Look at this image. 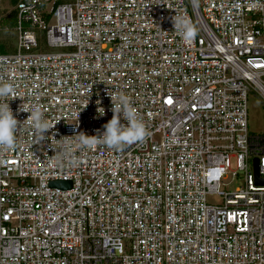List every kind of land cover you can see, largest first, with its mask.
<instances>
[{
	"label": "built area",
	"instance_id": "1",
	"mask_svg": "<svg viewBox=\"0 0 264 264\" xmlns=\"http://www.w3.org/2000/svg\"><path fill=\"white\" fill-rule=\"evenodd\" d=\"M15 14L0 81L18 122L36 104L52 128L36 143L23 125L0 152V264H264V133L247 129L264 0H17ZM120 93L144 139L81 148ZM229 178L242 184L219 190Z\"/></svg>",
	"mask_w": 264,
	"mask_h": 264
},
{
	"label": "clouds",
	"instance_id": "2",
	"mask_svg": "<svg viewBox=\"0 0 264 264\" xmlns=\"http://www.w3.org/2000/svg\"><path fill=\"white\" fill-rule=\"evenodd\" d=\"M171 22L173 29L179 33L185 44L193 39L192 27L182 15L172 16ZM108 96L111 100V118L102 125L103 131L97 130L95 135L89 136L82 132L76 134L77 142L81 148L91 149L93 146L103 145L108 149L119 151L123 146L142 141L146 136V125L134 110L129 98L123 93ZM15 97L12 84L0 81V152L16 148L17 135L23 125H27L29 129L33 130L36 143L42 141L45 137L44 134L52 128L36 104L22 103L19 111L26 112L28 115L22 122H18L8 103ZM97 103L99 104V101ZM97 112L103 115L104 109L98 107Z\"/></svg>",
	"mask_w": 264,
	"mask_h": 264
},
{
	"label": "rangeland",
	"instance_id": "3",
	"mask_svg": "<svg viewBox=\"0 0 264 264\" xmlns=\"http://www.w3.org/2000/svg\"><path fill=\"white\" fill-rule=\"evenodd\" d=\"M15 0H1L0 9H4L6 12L15 11ZM3 35L0 36V39ZM247 129L255 134L264 133V100L254 95H249L247 98ZM234 166L232 162V167ZM242 180L239 179H227L223 181L219 190H233L236 186H240ZM206 200L208 203L216 204L221 201L220 195H207Z\"/></svg>",
	"mask_w": 264,
	"mask_h": 264
},
{
	"label": "trees",
	"instance_id": "4",
	"mask_svg": "<svg viewBox=\"0 0 264 264\" xmlns=\"http://www.w3.org/2000/svg\"><path fill=\"white\" fill-rule=\"evenodd\" d=\"M11 1L14 2L15 0ZM15 23L16 14L14 10L6 12L4 9H0V36L3 35L0 39V53H9L14 51V43L16 39V32L14 31ZM40 46V48H43L41 43Z\"/></svg>",
	"mask_w": 264,
	"mask_h": 264
},
{
	"label": "water",
	"instance_id": "5",
	"mask_svg": "<svg viewBox=\"0 0 264 264\" xmlns=\"http://www.w3.org/2000/svg\"><path fill=\"white\" fill-rule=\"evenodd\" d=\"M253 171H254L255 176H256V182L258 184H264V178H259L257 176L258 175L257 159H254V161H253ZM49 186L65 189V188H68L70 186V182L69 181H61V180L51 181V182H49Z\"/></svg>",
	"mask_w": 264,
	"mask_h": 264
}]
</instances>
